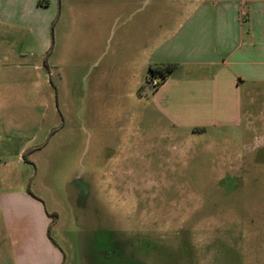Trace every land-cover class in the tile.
Masks as SVG:
<instances>
[{
	"label": "rangeland",
	"instance_id": "1",
	"mask_svg": "<svg viewBox=\"0 0 264 264\" xmlns=\"http://www.w3.org/2000/svg\"><path fill=\"white\" fill-rule=\"evenodd\" d=\"M184 1L22 17L0 0V264L30 236L61 264H264V149L254 165L252 135L174 129L150 105L146 54Z\"/></svg>",
	"mask_w": 264,
	"mask_h": 264
},
{
	"label": "crops",
	"instance_id": "2",
	"mask_svg": "<svg viewBox=\"0 0 264 264\" xmlns=\"http://www.w3.org/2000/svg\"><path fill=\"white\" fill-rule=\"evenodd\" d=\"M39 1L7 0L22 17L45 10ZM183 7L175 27L146 54L150 68L177 64L151 90L150 105L174 129L203 134L228 128L252 135L253 143L246 142L245 148L259 165L256 154L264 149V0H185ZM13 197L2 196L11 218L24 213ZM15 248L19 264H61L58 250L46 241L30 236L18 239Z\"/></svg>",
	"mask_w": 264,
	"mask_h": 264
},
{
	"label": "trees",
	"instance_id": "3",
	"mask_svg": "<svg viewBox=\"0 0 264 264\" xmlns=\"http://www.w3.org/2000/svg\"><path fill=\"white\" fill-rule=\"evenodd\" d=\"M176 68H177V64L151 67L149 70V74L150 76H152V78H156L158 76L162 84L164 80L167 78V76L170 75ZM24 159L26 160L25 155H24Z\"/></svg>",
	"mask_w": 264,
	"mask_h": 264
},
{
	"label": "built area",
	"instance_id": "4",
	"mask_svg": "<svg viewBox=\"0 0 264 264\" xmlns=\"http://www.w3.org/2000/svg\"><path fill=\"white\" fill-rule=\"evenodd\" d=\"M160 84H161L160 79L152 78L149 82H147L146 87L148 90L154 91L159 88Z\"/></svg>",
	"mask_w": 264,
	"mask_h": 264
}]
</instances>
